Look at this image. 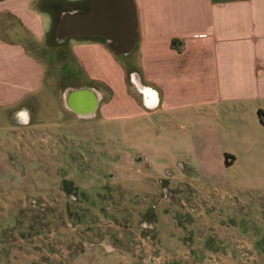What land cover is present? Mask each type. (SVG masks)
Instances as JSON below:
<instances>
[{
	"label": "crops",
	"instance_id": "1",
	"mask_svg": "<svg viewBox=\"0 0 264 264\" xmlns=\"http://www.w3.org/2000/svg\"><path fill=\"white\" fill-rule=\"evenodd\" d=\"M87 5L88 0H0V127H7L0 131V141L7 137L1 147L14 138L8 143L23 155L26 173L28 161L38 154L48 162L55 157L59 164L76 154L89 162L98 128L136 127L145 137L136 163L144 165L130 164L122 183L138 191L167 185V204L174 194V200L190 207H204L198 214L172 211L170 237L188 233L193 240H210L195 228L208 222L233 229L252 224L249 238L263 239L264 224L261 229L258 223H264V206L260 212L244 201L256 215L242 221L238 207L225 201L230 193L257 192L264 184L231 181L228 171L239 160L233 156L237 149L210 145L264 141L259 116L264 112V0H135L137 44L127 56L114 53L104 39L71 38L58 47L55 15ZM27 39L45 50L53 51L56 44L60 52H69L73 66L62 79L83 83L73 91L100 87L99 96H108L94 119L85 118L92 107L90 94L56 95L46 87L44 65L28 49ZM241 155L246 159L250 153L242 150ZM181 214L191 219L189 229L176 218ZM13 236L25 245L0 252V264H32L24 251L27 239ZM89 236L77 239L91 240ZM254 245L255 255H264V246Z\"/></svg>",
	"mask_w": 264,
	"mask_h": 264
},
{
	"label": "rangeland",
	"instance_id": "2",
	"mask_svg": "<svg viewBox=\"0 0 264 264\" xmlns=\"http://www.w3.org/2000/svg\"><path fill=\"white\" fill-rule=\"evenodd\" d=\"M26 44L44 65L46 87L54 89L56 95H61L64 84H83L62 79L66 70L73 66L68 51L60 52L56 44L53 51L45 50L28 39ZM104 98L105 101L108 96ZM3 128L7 127L3 125L0 131ZM9 139L3 147L7 137L0 141L1 253L8 254L9 249L24 247L25 244L20 246L14 239L15 233L27 239L24 251L32 264H264V255L254 252V244L264 246V238L256 242L249 238L252 224L240 223L233 229L229 224L219 227L199 222L195 225L198 234L210 235L212 239L193 240L188 233L183 238L170 237L173 235L169 223L172 211L186 214L189 209L198 214L204 207H190V203L174 200V194L173 202L167 204L164 199L171 198L170 192L164 191L167 185L157 191H138L122 183L129 174V165L135 164L137 156L145 150V137L136 127L123 131L115 125L98 128L95 151L88 152L89 162L82 161L80 154L69 155L71 160L65 159L63 154L64 159L59 164L55 157L48 162L38 154L28 161L30 167L26 173L22 166L26 160L10 147L8 142L14 138ZM210 146L225 148L228 152L237 149V155L233 156L239 160L228 171L231 181L241 183L245 179H255L264 184V141H224ZM242 150L250 156L242 159ZM6 155L9 157L5 158ZM137 164L144 165L143 162ZM69 165L78 168L73 171L67 167ZM227 200L225 203L238 207L235 210L241 212L242 221L249 220V216L255 218L256 214L249 213L244 201L257 206V210L263 208L264 189L230 193ZM176 216L188 225L187 229L191 227L190 218L183 214ZM262 218L264 220V216ZM209 219L207 216L204 221ZM263 224L258 223V227ZM82 234H91V240L77 239ZM84 243L89 245L90 251L82 250Z\"/></svg>",
	"mask_w": 264,
	"mask_h": 264
},
{
	"label": "water",
	"instance_id": "3",
	"mask_svg": "<svg viewBox=\"0 0 264 264\" xmlns=\"http://www.w3.org/2000/svg\"><path fill=\"white\" fill-rule=\"evenodd\" d=\"M137 10L135 0H91L90 9L63 12L55 31L58 45L71 38L104 39L110 49L121 56H127L136 49L137 44ZM124 43H127L124 45ZM82 85L64 84L61 94H90L91 110L86 119H94L99 105L104 101L96 92L99 88L81 87ZM86 96V95H84ZM72 104V102H71Z\"/></svg>",
	"mask_w": 264,
	"mask_h": 264
},
{
	"label": "trees",
	"instance_id": "4",
	"mask_svg": "<svg viewBox=\"0 0 264 264\" xmlns=\"http://www.w3.org/2000/svg\"><path fill=\"white\" fill-rule=\"evenodd\" d=\"M90 0H88V5L86 6V8L84 9V10H89L90 9V6H89V2ZM72 11V10H81V9H78V8H75V9H69V10H64V11ZM64 11H62V12H64ZM60 16H61V13H59V14H57V15H55V24H56V27H57V24H58V22H59V19H60ZM54 39H55V42H56V38H55V34H54ZM101 41H103L104 42V40H101ZM57 43V42H56ZM65 44V43H64ZM64 44H62V45H57L58 47H63L64 46ZM259 116H260V120H261V122H262V124L264 125V112L263 111H261L260 113H259Z\"/></svg>",
	"mask_w": 264,
	"mask_h": 264
}]
</instances>
